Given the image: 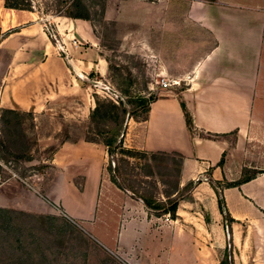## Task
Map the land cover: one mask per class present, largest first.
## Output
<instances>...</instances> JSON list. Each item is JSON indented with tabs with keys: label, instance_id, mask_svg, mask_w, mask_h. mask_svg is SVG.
<instances>
[{
	"label": "crops",
	"instance_id": "obj_1",
	"mask_svg": "<svg viewBox=\"0 0 264 264\" xmlns=\"http://www.w3.org/2000/svg\"><path fill=\"white\" fill-rule=\"evenodd\" d=\"M122 4L123 21H138L139 50L153 54L148 57L156 59L160 79L177 82L171 88L158 84L160 97L146 118L128 121L124 146L181 158L179 190L170 199L189 183H200L179 201L174 215L153 210L119 187L105 156L100 166L99 143L67 140L50 163L60 178L55 205L70 221L85 224L122 264H221L229 240L234 264H264V154L253 150L264 145V0ZM115 6L108 0L105 20ZM6 14L15 24L0 44V106L49 120L89 121L95 95L105 93L98 84L110 79L94 23L50 17L54 42L47 22L35 12L4 7ZM133 34L123 38L130 52L137 49ZM34 161L27 158V167ZM6 172L11 175L4 181ZM46 175L18 179L0 157V209L51 213L53 186ZM210 179L218 182L232 219L229 234ZM14 188L26 195V206L14 199ZM9 192L11 204L5 200ZM69 193L74 206L66 201ZM37 256L1 249L0 264H39Z\"/></svg>",
	"mask_w": 264,
	"mask_h": 264
},
{
	"label": "rangeland",
	"instance_id": "obj_2",
	"mask_svg": "<svg viewBox=\"0 0 264 264\" xmlns=\"http://www.w3.org/2000/svg\"><path fill=\"white\" fill-rule=\"evenodd\" d=\"M34 11L48 24V31L54 42L58 39L54 31L50 17L58 16V13H66V4L63 0H32ZM70 2V0H64ZM115 2V8L105 20L102 9H106L108 0H80L89 8L92 15L96 34L101 40L102 49L110 62V79L100 82L99 89L105 93L95 95L99 101V107L95 114L87 122H63L59 116L45 119L33 116L30 113L12 111L2 108V124L0 135V157L8 166L17 173L18 179H27L30 174L43 172L48 181L52 182L53 190L49 194L51 213L40 214V210H6L0 209V250L18 249L20 251H35V262L43 264H122L120 260L106 251L89 234L85 224L70 221L63 215L61 206L55 205V199L59 195L60 178L55 176L57 168L52 163L54 155L59 151L64 141L93 140L100 144V166L102 158H106V167L110 170L114 180L123 190L129 191L136 198L142 197L148 201L167 203L179 190L181 171V158L177 154H146L141 151L129 149L124 146L123 134L129 120L140 121L147 116V109L157 98L160 76L156 69V62L150 51H141L138 40V21L134 23L123 21L122 1ZM119 1V2H118ZM73 4V3H72ZM71 4V5H72ZM76 4V3H75ZM5 1L0 0V44L8 35L15 21L4 15ZM70 11L81 12L71 6ZM120 13V15H117ZM14 14V13H13ZM109 18V19H108ZM116 18L117 20H110ZM48 20V21H47ZM134 32L133 39L136 50L130 52L128 46H124V35ZM129 42V41H127ZM153 44V38L149 39ZM148 54V55H147ZM1 56V52H0ZM3 60L8 57L3 55ZM159 81V83H158ZM161 86V85H160ZM63 130L59 132L62 128ZM48 136L52 140L48 142ZM115 141L109 148L107 142ZM113 152L112 158L109 151ZM264 154V145L253 149ZM33 152V153H32ZM106 152V153H105ZM35 160L27 167L26 159ZM50 161L42 163V159ZM88 167V164H87ZM84 166L81 172L87 169ZM74 174V173H73ZM6 172L2 180L10 177ZM75 176L73 175V178ZM32 184V181H27ZM14 199H19V205L26 206L28 201L25 194L18 188L11 191ZM11 192L5 196L8 204H11ZM190 193L181 190L179 197H188ZM27 198V199H26ZM176 199V198H175ZM66 201L74 206V197L70 193L66 195ZM36 209V208H35ZM38 212V213H36ZM17 240V241H16ZM50 251L51 255L43 257L42 251ZM42 261V262H41Z\"/></svg>",
	"mask_w": 264,
	"mask_h": 264
},
{
	"label": "trees",
	"instance_id": "obj_3",
	"mask_svg": "<svg viewBox=\"0 0 264 264\" xmlns=\"http://www.w3.org/2000/svg\"><path fill=\"white\" fill-rule=\"evenodd\" d=\"M4 1H5V8H7V9L31 11V12L34 11V5H33L32 0H4ZM90 1H93V0H90ZM63 3L66 4V8H65L66 13L65 14L64 13H58L57 14L58 16H65V17L72 18V19H83V20L93 22V18H92L91 13L89 12V8H87L82 3H80V0H70V2L63 0ZM71 6H73L74 8H76L78 10L81 9L80 10L81 12L76 13V12L70 11V10H72ZM105 10L106 9L103 8L101 11L103 19L105 17ZM98 107H99V101L96 100V108L92 111V114H91L92 116L95 114ZM184 108H185V106H184ZM149 109H150V106L147 109V114L149 112ZM187 120H188V124L191 125V120H190V117L188 115H187ZM89 142H95V141L89 140ZM114 142L115 141L107 142L106 146L110 148ZM108 153H109L110 158H112L113 152L110 150ZM199 183H200V181L191 182L188 185H186L182 190L185 191V193H190L195 188V186ZM210 184L212 185V187H214L216 189L217 196H218L219 210H220L221 214L223 215V217L226 221V227H227L228 234H229L230 223L232 222V219L230 218V215L228 213V209L226 207L225 200H224L223 196L220 194V192L218 191V182H215L212 179H210ZM178 187H179V185H178ZM177 192H178V189H177ZM179 194H180V191H179L178 195ZM132 196L135 197L134 194H132ZM137 199L144 202V204L150 209L162 211L165 213H172V215H174L178 209L179 201L181 199H183V197H179L176 199H169L168 202L165 204L160 203L156 200L155 201H148L142 197H138ZM221 264H234V257H233V253H232V242H231V240L228 241V247L226 249L224 258L221 261Z\"/></svg>",
	"mask_w": 264,
	"mask_h": 264
},
{
	"label": "built area",
	"instance_id": "obj_4",
	"mask_svg": "<svg viewBox=\"0 0 264 264\" xmlns=\"http://www.w3.org/2000/svg\"><path fill=\"white\" fill-rule=\"evenodd\" d=\"M177 84L176 81H171V80H168V79H164L162 78L160 80V85L163 87V88H171L173 85ZM1 124H2V112L0 110V129H1Z\"/></svg>",
	"mask_w": 264,
	"mask_h": 264
}]
</instances>
